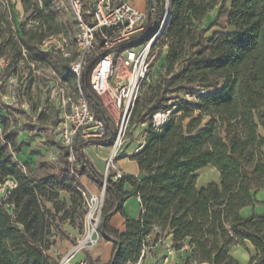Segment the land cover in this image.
Listing matches in <instances>:
<instances>
[{"label":"trees","instance_id":"16d2710c","mask_svg":"<svg viewBox=\"0 0 264 264\" xmlns=\"http://www.w3.org/2000/svg\"><path fill=\"white\" fill-rule=\"evenodd\" d=\"M218 1L147 0L153 29L168 12L156 43L164 50V66L157 81L135 102L126 129L127 134L142 122L148 124L143 146L132 155L139 164V176L123 173L116 179L112 167L107 175L99 231L114 242L113 256L121 245L116 258L106 264L139 262L153 234L155 240L172 235L173 247L183 252L180 264H242L231 250L245 246L246 241L254 247L248 264H264V213H242L258 203L257 194L264 189V0H231L216 22L201 27ZM22 3L25 14L35 11L31 16L38 17V23L27 28L26 20L17 21L14 6L13 21L0 11L2 55L10 53L29 65L35 60L61 61L57 51L41 48L50 33L57 34L51 24L55 0ZM93 61L84 69L81 85L96 115L105 120L107 114L108 139L77 138L75 170L102 189L104 173L84 147L112 145L119 129L91 87ZM65 67L70 70L68 64ZM8 68L10 74L22 73H15L10 63ZM167 110L169 119L156 127L153 115ZM57 144L62 149L60 174L38 176L23 171L14 154L21 149L16 133L5 131L0 119V181L13 178L17 182L10 195L0 199V264H59L49 250L53 225L66 203L55 211L47 203L56 205L60 188L69 193L71 202L60 220L74 224L78 210L80 220L87 213L84 187L70 173L69 149ZM207 166L218 171L219 181L200 187L199 171ZM134 195L141 200V215L139 219L126 216L127 228L122 232L110 219Z\"/></svg>","mask_w":264,"mask_h":264},{"label":"built area","instance_id":"2783aa9c","mask_svg":"<svg viewBox=\"0 0 264 264\" xmlns=\"http://www.w3.org/2000/svg\"><path fill=\"white\" fill-rule=\"evenodd\" d=\"M65 8L74 13L79 27L76 39L77 52H73L68 38L62 34L49 35L41 43V48L47 51L53 49L64 57L76 79L75 86L65 82L52 91L51 95L62 105L63 116L59 123L60 142L69 149L68 159L71 163L72 175L79 180L81 178L75 170L76 139H108L105 120L96 115L81 85L82 73L91 59H94L90 71L91 87L100 96L109 94L112 103L119 110L118 121L121 122L117 138L113 143L114 149L104 172L101 198L86 188L82 189L87 201V213L89 212L90 217L96 215L93 218L94 224L90 228V230L94 228L93 233L89 235V230L84 238L79 240L59 261V264H92L88 259L74 262L73 258L79 251L96 245L101 238V233L99 234L100 231L97 232V229L99 230L105 200L107 175L111 167L116 170L114 176L116 179L123 174L115 166L113 157L122 138L126 135L138 92L148 80L152 62L160 51L156 43L167 21L168 12L165 13L157 30L153 31V23L149 21L148 11L138 8L129 0H66ZM150 10L154 12L155 8ZM120 50L122 51L119 52ZM6 65L8 62L4 57H0V66ZM170 114V110L155 113L154 125L158 127L164 124ZM19 163L22 170L27 171L26 165L21 161ZM16 186L17 182L13 178L0 181V199L7 198ZM148 249L149 246L144 247L142 257ZM137 263L129 262L128 264Z\"/></svg>","mask_w":264,"mask_h":264},{"label":"crops","instance_id":"0c3cea01","mask_svg":"<svg viewBox=\"0 0 264 264\" xmlns=\"http://www.w3.org/2000/svg\"><path fill=\"white\" fill-rule=\"evenodd\" d=\"M12 1L15 3V8L18 11L17 15L22 16L24 14L22 0ZM129 1L136 5L135 0ZM61 58V61H30V65L33 66L32 69H29L28 72L23 71L20 75L10 74V69L8 68L9 62L7 65L8 67L0 66V119L2 120L5 131L16 133V141L18 145H20L21 149L15 153V157L18 161L23 163H25L24 161H28V167L35 171L38 176L48 174L47 171L42 173H39V171L45 166L47 167V164H49L51 161L55 162L56 164V174H60L62 168V149L59 147V149L53 151L51 147L52 144L49 143L52 141L51 139L53 137L58 138V142H60L61 127L59 123L63 116L62 105L58 99H50L49 83L45 81L44 78L37 75V72L40 73V69L42 67L48 70L52 69L54 72L60 75V78L63 80L64 84L66 82L72 86H75L76 79L74 74L65 67V64H68V61L62 56ZM23 62L24 61L22 60L21 63ZM8 74L9 78L6 79V75ZM13 102L16 104L20 103L22 105L23 109L19 113L11 110V107L7 106ZM109 113L114 119H118V114H116L117 112H115V110L112 112L109 110ZM147 127V122L138 124L134 130L131 131L132 137H129V142L127 143L128 145L124 149L125 151L121 153L120 156L118 155L119 157L117 159L116 165L117 168H119L123 173L139 176L140 167L137 161L132 159V155L139 151L143 146L145 137L147 135ZM140 136L141 138H138ZM99 146L102 147V153H98L95 156L88 151L87 148L89 146L85 147V151L91 158L96 168L103 172L105 160L108 154V148L107 146L103 145ZM41 159L44 160L39 163ZM40 166H42V168ZM205 168H208V166ZM83 177L86 178V182L88 184V186L86 185L87 187L93 191H100L101 187L97 182L88 176ZM209 182L210 180L200 184V180L198 178V185L200 187L205 186ZM126 187L128 189L131 188L129 184H127ZM262 192H264V189L259 191L257 194L259 201H262V199L259 197ZM262 202H264V200ZM141 211L142 205L139 196H131L124 202L123 211H118L113 214L110 219V224L114 228L124 232L127 228L126 216L132 219H139ZM254 211L264 213V210L259 209L258 203H256L254 206H247L242 209V213L245 216L252 214ZM74 231L75 229L72 228L70 231L71 233H68L69 231L65 232L64 242L61 243L58 241L56 245L53 246V254L50 253L52 256L56 257L55 253H61L64 248L65 253H68L72 250L74 244L77 241V235L74 233ZM157 231H159V229H157ZM149 239L151 240L149 249L147 250L145 257L137 264L181 263V255L183 252L177 251L173 247L174 242L172 235L155 240V234H153ZM249 244L252 246L249 241H246L245 245L247 246ZM236 247L238 246L232 248L231 253ZM239 247L242 246L239 245ZM113 249L114 242L101 236L99 242L96 245L89 246L79 251L73 258V261L76 262L81 259H88L90 262L92 261L96 264H106L110 262L113 257ZM240 262L244 264L242 261Z\"/></svg>","mask_w":264,"mask_h":264},{"label":"rangeland","instance_id":"374dc122","mask_svg":"<svg viewBox=\"0 0 264 264\" xmlns=\"http://www.w3.org/2000/svg\"><path fill=\"white\" fill-rule=\"evenodd\" d=\"M65 3H66V0H55V5H53V7L51 8V13H52L53 18H54V21L53 22L51 21V24H53L57 28V31H55V33L62 34L68 38V41L70 44L69 46L71 47L73 52L76 53L77 52V46H76V42H75L74 38H76L78 36L79 27L77 25L74 13L71 10H67L65 8ZM135 4L138 8H140L144 11H148L147 0H135ZM230 4H231V0H219L218 4L215 5L211 10H209V12H208V14H207V16L203 22V25L201 27H207L208 25L216 22L218 14L222 10H224L226 7H229ZM11 6H14V8H15V3L12 0H0V11L5 15L6 19L13 21L15 18L13 16V10H12ZM15 11H16V15H17L18 11L16 8H15ZM47 11H50V9H47ZM33 13H35V11L33 9H30L28 14L24 13L22 16L17 15L16 20L19 22L26 20L28 22L26 27L30 28L34 23L37 24L38 20H39L38 17L31 16V14H33ZM27 15H29V17H27ZM66 27L70 28L68 33L66 31ZM155 29H156V26H154L153 31H155ZM3 30H4L3 33H5L7 36L8 35L7 29L6 30L3 29ZM121 51L122 50H120L119 52H121ZM163 51H164L163 49L158 51L156 57L154 58V60L152 62V67H151L149 78L141 86V88L138 92L136 101L143 97V95L145 94V91H147L148 85L150 83H155L157 81V79L160 77V74L163 71V66H164V64H163V62H164ZM0 54H1L0 57H4L5 60L12 65L13 70H15L14 71L15 73H17L19 70H22V72L23 71L28 72L29 69H32V67H33L29 64L19 62V59L16 58V56L11 55L10 53L7 55H4V54L2 55V53L0 52ZM37 75L41 76L42 78H44L45 81H47L49 83V85H50V99L54 100L55 98L51 97L52 91L56 90L57 88L61 87L64 84L63 80L60 78V75H58V73L54 72L52 69L48 70V69H44V67H42L40 69V73L37 72ZM6 76H7L6 79H8L9 74ZM50 81L52 84L50 83ZM101 98L105 104V107H106L108 113H109V110L111 112L113 110H115V112H117L116 114H118L119 110L116 106H114V104L110 100L108 93L103 94L101 96ZM7 106L11 107V110L18 112V113L23 109V107L20 103L16 104L15 102H13ZM118 120L119 119H116V118L114 119L115 125H116V127L118 126V129H119L121 122H119ZM135 127L136 126H134L132 129H130V131H128V133L125 135V137L122 138L120 144L117 147V150L115 151V156L113 157V162H114L116 167H117V165H116L117 159L121 155V153H123L125 151L124 149L128 145L127 143L129 142V137H132L131 131L134 130ZM138 138H141V136ZM51 140H52L51 142H49V141L48 142L50 144H52L51 147H52L53 151L59 149V146L57 144L58 138L53 137ZM99 145L107 146V148H108V154H107V157L105 160V166H104V170H103V173H104L106 171L107 162L111 156L114 144H112V145H108V144H104V143L88 144V145H85V147L89 146L87 148L88 151L91 152L95 156L98 153H102V147H100ZM85 147H84V151H85ZM86 154H87V152H86ZM116 155H119V156L116 157ZM43 160L44 159H41L39 161V163ZM25 165L27 167V170L31 171L32 174L37 175V173L35 171L31 170L27 164H25ZM55 165H56L55 162L51 161V162H49V164H47V167L45 166L43 169H40L39 173H42L44 171H47L48 173H55V168H56ZM40 167L42 168V166H40ZM199 180H200V184L205 183L208 180L219 181V173L214 167L208 166V168H204V169L199 171ZM79 181L83 185L84 188H86L90 192H94V193L98 194L99 197L101 198L102 189H100V191L91 190L89 187H87L88 184L86 182L85 177H81ZM259 197L263 201L264 200V192H262V194H260ZM69 198H70L69 193L66 192L64 188H60V196L54 202V203H56V205L54 206L53 202H50V201L47 203L48 206H50L52 208V210H54V211H55V207L61 206L63 201H64V203H66V207L62 208L61 212H59V214H57V221H56V223H54L53 228H52L53 234H52L51 239L53 240V244L49 250V253H51V254H53V252H52L53 246L56 245V243L58 241L61 243L64 242L65 232L69 231L68 233H71L70 232L71 229L72 228L75 229L74 233H76V235H77L76 236V238H77L76 243H77V242H79V240H82L84 238V236L88 233V231L90 230V228L94 224L93 218L96 217V215H94V217H90L89 216L90 214L88 212L80 220V211L81 210H78L79 213L76 214L77 220L75 221L74 224H71L68 221H62L59 219L60 215L63 212H65V209L71 205ZM262 201H258V205H259L260 210H264V202H262ZM84 202H85V207H87V201H86L85 195H84ZM99 204H100V201H99ZM97 206H98V204H97ZM70 227H72V228H70ZM97 232H99L98 229H97ZM99 234H100V232H99ZM96 236H97V234H96ZM251 247L252 246H250V244L247 246L246 245L242 246V247L238 246L235 249H233L232 253L240 261H242L244 264H248L250 256L252 255V253H254V248L253 247L251 248ZM66 254L67 253H65V248L62 250L61 253H59V252L55 253L56 258H58L59 261H61L65 257Z\"/></svg>","mask_w":264,"mask_h":264},{"label":"water","instance_id":"95a60500","mask_svg":"<svg viewBox=\"0 0 264 264\" xmlns=\"http://www.w3.org/2000/svg\"><path fill=\"white\" fill-rule=\"evenodd\" d=\"M151 8H154V3H153V2H151ZM164 25H165V24H164ZM104 118H105L106 121H108V116H107V114L104 115ZM114 241H117V240H114ZM120 245H121V244L118 243V248H117V250H116V253H115L114 256H113V259L116 258L117 254H118V252H119V250H120ZM113 262H114V260H113L110 264H113Z\"/></svg>","mask_w":264,"mask_h":264},{"label":"bare ground","instance_id":"6f19581e","mask_svg":"<svg viewBox=\"0 0 264 264\" xmlns=\"http://www.w3.org/2000/svg\"><path fill=\"white\" fill-rule=\"evenodd\" d=\"M113 149H114V147H113ZM112 151H113V150H112ZM93 230H94V228L91 229L90 232H89L88 234L91 235V234L93 233Z\"/></svg>","mask_w":264,"mask_h":264}]
</instances>
